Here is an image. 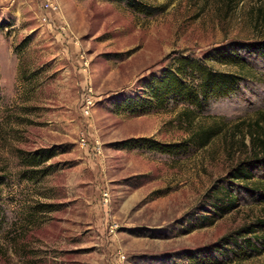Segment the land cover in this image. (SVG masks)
I'll return each instance as SVG.
<instances>
[{"label": "rangeland", "instance_id": "374dc122", "mask_svg": "<svg viewBox=\"0 0 264 264\" xmlns=\"http://www.w3.org/2000/svg\"><path fill=\"white\" fill-rule=\"evenodd\" d=\"M136 1L152 15L115 0H52L50 8L0 0V264H189L194 252L264 221V200L225 183L261 153L264 59L242 51L248 66L210 62L244 86L205 113L183 104L118 109L174 57L264 41V0ZM211 126L219 134L187 154L123 145L180 143ZM38 150L54 156L24 165ZM31 169L47 175L32 179ZM223 184L238 193L237 208L206 223V195ZM226 250L217 262L264 264V249L247 259Z\"/></svg>", "mask_w": 264, "mask_h": 264}, {"label": "trees", "instance_id": "16d2710c", "mask_svg": "<svg viewBox=\"0 0 264 264\" xmlns=\"http://www.w3.org/2000/svg\"><path fill=\"white\" fill-rule=\"evenodd\" d=\"M125 2L129 8L135 12L152 15L149 7L136 0H115ZM258 55L264 59V41L253 43H236L229 49L220 50L208 58H198L194 56L179 55L172 59L170 65L165 68L159 76L152 78L144 87V92L140 96L125 98L118 103V109L132 113H146L149 110L165 109L169 106L179 104L187 105L193 113L202 114L210 110L212 105L219 100L239 95L244 86V78L235 73H227L214 69L210 62L217 61L222 64H233L242 68L250 65L243 56ZM220 126H211L192 135L188 140L180 143H161L150 138H140L137 140H128L123 143L125 148L147 150L164 155H182L191 151V148L198 144L204 147L207 143L215 138L221 128ZM264 143V141H263ZM261 143V153L258 157L239 164L229 173L225 183L235 184L237 188H245L256 196V199L264 200V180L256 179L260 172H264V144ZM54 154L48 150H38L27 153L23 158L24 165L29 168H38L48 161ZM26 174L34 175L32 179L41 174L45 177L46 170L26 171ZM32 177V176H31ZM4 176H0V185L4 183ZM257 180V181H256ZM253 181L252 186L249 184ZM256 181V182H254ZM239 183H243L241 185ZM210 198V214L205 215L213 224L217 219L224 217L228 212L237 208L239 201L238 193L235 189L229 188L226 184L214 187L212 192L206 195ZM207 209V207H204ZM4 209L0 198V226L4 217ZM260 230H264V221L255 225L238 230L222 238L217 244L210 246V249L194 252L188 257L189 264H224L217 262V254L227 252L231 247V253L235 259H247L255 253L264 249V239L256 236ZM254 235V236H253Z\"/></svg>", "mask_w": 264, "mask_h": 264}, {"label": "built area", "instance_id": "2783aa9c", "mask_svg": "<svg viewBox=\"0 0 264 264\" xmlns=\"http://www.w3.org/2000/svg\"><path fill=\"white\" fill-rule=\"evenodd\" d=\"M47 4V8H50L52 6V0H45Z\"/></svg>", "mask_w": 264, "mask_h": 264}]
</instances>
